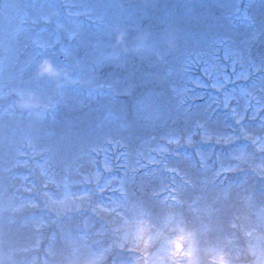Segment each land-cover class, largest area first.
Here are the masks:
<instances>
[{
  "label": "rangeland",
  "instance_id": "rangeland-1",
  "mask_svg": "<svg viewBox=\"0 0 264 264\" xmlns=\"http://www.w3.org/2000/svg\"><path fill=\"white\" fill-rule=\"evenodd\" d=\"M45 58L58 78L36 75ZM27 89L41 115L15 106ZM146 91L171 110L161 127ZM132 205L159 226L166 264H185L164 251L177 221L202 262L222 244L247 264L264 231V0H0V264L94 249L131 264Z\"/></svg>",
  "mask_w": 264,
  "mask_h": 264
},
{
  "label": "clouds",
  "instance_id": "clouds-1",
  "mask_svg": "<svg viewBox=\"0 0 264 264\" xmlns=\"http://www.w3.org/2000/svg\"><path fill=\"white\" fill-rule=\"evenodd\" d=\"M36 75L58 78L61 72L45 58L37 65ZM15 106L41 115L48 104L42 101L36 92L27 89L18 92ZM166 227L168 232L164 236V251L167 255L183 251L185 264H234L229 251L222 244H209L205 249L206 262H202L194 237L181 223H169ZM121 229L124 238L140 253L131 264H166L156 252L162 236L161 230L144 209L135 205L129 206L127 214L122 217ZM245 250L249 257L247 264H264V231L252 234L246 242ZM102 256L101 250L94 249L82 259H70L69 264H100Z\"/></svg>",
  "mask_w": 264,
  "mask_h": 264
},
{
  "label": "flooded vegetation",
  "instance_id": "flooded-vegetation-1",
  "mask_svg": "<svg viewBox=\"0 0 264 264\" xmlns=\"http://www.w3.org/2000/svg\"><path fill=\"white\" fill-rule=\"evenodd\" d=\"M44 52H40V55H42Z\"/></svg>",
  "mask_w": 264,
  "mask_h": 264
}]
</instances>
